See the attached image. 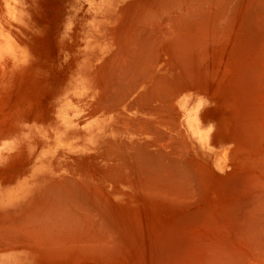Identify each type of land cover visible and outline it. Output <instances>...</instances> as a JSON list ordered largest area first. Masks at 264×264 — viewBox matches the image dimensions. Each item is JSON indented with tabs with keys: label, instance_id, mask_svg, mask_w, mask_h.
Instances as JSON below:
<instances>
[{
	"label": "bare ground",
	"instance_id": "6f19581e",
	"mask_svg": "<svg viewBox=\"0 0 264 264\" xmlns=\"http://www.w3.org/2000/svg\"><path fill=\"white\" fill-rule=\"evenodd\" d=\"M86 1L54 93L0 29V264H264V0Z\"/></svg>",
	"mask_w": 264,
	"mask_h": 264
},
{
	"label": "rangeland",
	"instance_id": "374dc122",
	"mask_svg": "<svg viewBox=\"0 0 264 264\" xmlns=\"http://www.w3.org/2000/svg\"><path fill=\"white\" fill-rule=\"evenodd\" d=\"M14 2L16 6L15 8H11L12 13H10L11 17L15 18V20L17 19V21H12L9 15L5 13L0 26L1 30L7 29L13 35L12 39L8 40L7 46L9 49L7 50L26 61L31 60L30 66L27 68L28 72H35L41 69L46 73L51 70L55 71V74L49 76L50 85L52 86L53 82L55 84V80H62L61 70L65 72L74 70V61L80 56L78 54L81 49V46L75 44L74 41L78 43L85 36L83 33H86L88 17L91 14L88 10V3L86 0H14ZM103 2L104 0H101L99 3L103 4ZM8 7H10V2L9 4L6 3V8ZM56 87L57 85L55 84L50 90L54 93ZM41 102H45L48 105V97L42 98ZM46 115L40 112L39 118L46 119ZM32 118H34V115H32ZM230 149L231 146H228L222 153L224 151L228 153ZM150 214L152 215V212ZM176 226L179 227L180 225ZM184 226L181 225L180 228L184 230ZM187 226L188 231L185 227L187 233L190 232V228H192L193 233L195 232L194 230L196 229L193 228V225ZM196 227H198L197 224ZM181 229L180 231H182ZM198 229L197 231L201 232V229ZM176 230L179 231L178 229ZM192 230L191 234H193ZM83 259L78 264H88L90 262V258ZM86 261L88 262L86 263ZM94 261L89 264H96V261ZM107 261H102L101 263L99 260L97 264H123L122 262H115L116 260H114V263L111 262L112 260ZM34 262L35 264H50L51 262H54L52 264H65L66 260H47L42 256L40 259L31 261L30 264Z\"/></svg>",
	"mask_w": 264,
	"mask_h": 264
}]
</instances>
